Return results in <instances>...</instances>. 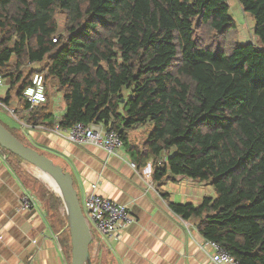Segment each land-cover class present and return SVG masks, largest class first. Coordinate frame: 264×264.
I'll return each instance as SVG.
<instances>
[{
  "label": "trees",
  "instance_id": "16d2710c",
  "mask_svg": "<svg viewBox=\"0 0 264 264\" xmlns=\"http://www.w3.org/2000/svg\"><path fill=\"white\" fill-rule=\"evenodd\" d=\"M237 1L262 47L238 41L228 0H0V102L15 126L0 122L26 145L18 124L116 130L138 167L150 162L164 198L161 186L177 176L212 186L197 205L169 201L174 214L238 264H264V0ZM33 63L40 69L25 75ZM37 71L45 88L57 81L58 120L47 89L37 107L24 96ZM147 122L144 141L129 142L127 129ZM43 197L70 257L63 201L46 189Z\"/></svg>",
  "mask_w": 264,
  "mask_h": 264
},
{
  "label": "crops",
  "instance_id": "0c3cea01",
  "mask_svg": "<svg viewBox=\"0 0 264 264\" xmlns=\"http://www.w3.org/2000/svg\"><path fill=\"white\" fill-rule=\"evenodd\" d=\"M4 81L2 79V84ZM7 89L6 84V90L2 92L6 93ZM47 94L50 112L58 120L65 113V105L59 98L61 94L59 91L57 94L47 91ZM11 126L15 125L11 122ZM19 127L17 132L31 146L53 161L57 160L54 162L72 175L81 204L85 196L94 191L127 205L134 218L108 239L101 238L90 222L92 239L86 264H216L208 255L212 252L209 242L192 223L186 221L190 225H184L168 205L169 201L197 205L205 195L214 196L209 183L177 176L161 186L168 194L164 198L154 183L153 187L147 186L146 171L150 162L144 167L136 164L132 168V158L126 146L121 154H108L96 145L75 144L38 127L25 124ZM127 137L129 142L145 139L133 135L132 130ZM25 163L0 148V264H71V250L70 257L63 252L57 226L53 224L43 197L45 189L52 191ZM37 175L58 193L48 174L38 169ZM93 184L96 185L94 190ZM23 191L38 200L34 207H20L19 198ZM95 245L97 251L94 256Z\"/></svg>",
  "mask_w": 264,
  "mask_h": 264
},
{
  "label": "built area",
  "instance_id": "2783aa9c",
  "mask_svg": "<svg viewBox=\"0 0 264 264\" xmlns=\"http://www.w3.org/2000/svg\"><path fill=\"white\" fill-rule=\"evenodd\" d=\"M52 40L56 41L57 37H54ZM0 84H2L1 77ZM45 90L43 74L37 71L32 76L31 84L24 90V96L29 102L30 108L37 107L39 104L47 101ZM0 105L4 106L1 102ZM8 109L11 113L14 112L12 108ZM30 127H38L42 130L54 132L75 144L96 145L104 149L108 154H121L123 149V141L119 133L114 129L104 128L97 123L85 124L79 122L70 129H62L58 125L52 129H46L42 126ZM130 166L135 168L136 164L130 161ZM146 177L147 186L153 187V182L150 180V168H147ZM95 187L96 185L93 184V190ZM37 203L38 200L26 191H23L20 195L19 204L21 208H32ZM81 205L87 221L93 223L101 238H111L119 229L130 224L134 220L127 205L117 203L107 197L98 195L94 191H91L85 196ZM182 222L187 227L190 225L184 220H182ZM208 242L212 248V252L208 255L216 264H238L221 245L213 241ZM96 251L97 246L95 245L92 252L94 256L96 255Z\"/></svg>",
  "mask_w": 264,
  "mask_h": 264
},
{
  "label": "water",
  "instance_id": "95a60500",
  "mask_svg": "<svg viewBox=\"0 0 264 264\" xmlns=\"http://www.w3.org/2000/svg\"><path fill=\"white\" fill-rule=\"evenodd\" d=\"M0 147L19 156L21 159L36 168L48 172L62 185L75 217L74 220H72L69 213H66L70 226L71 264H86L89 257V244L92 239V234L90 225L85 217L81 202L78 198L77 190L74 187L72 175L68 171H65L62 166L56 164L47 155L42 154L35 148L24 144L1 122ZM57 195L61 197L63 203L65 204L63 196L58 193Z\"/></svg>",
  "mask_w": 264,
  "mask_h": 264
},
{
  "label": "rangeland",
  "instance_id": "374dc122",
  "mask_svg": "<svg viewBox=\"0 0 264 264\" xmlns=\"http://www.w3.org/2000/svg\"><path fill=\"white\" fill-rule=\"evenodd\" d=\"M229 6H230V16L236 21L237 25H238V34H237V38L238 41L240 43H246L248 41H253L257 46L262 47V43L261 41L257 38V36L254 34V27H255V21L254 19L248 14L245 13L237 0H228ZM64 18H65V14L63 11H60L57 16H56V21H57V30L58 33H63L64 32ZM32 69L34 70H39L40 69V63H33L30 64L28 66H26L24 68V74L26 75L29 71H31ZM6 82L4 81V83L0 86V95L1 96H5V92H2V90H6ZM46 89L49 92H53L55 94L58 93V89H57V81L55 78H51L50 80L47 81L46 83ZM56 97V95H55ZM61 100V104L64 105V101L62 99V97H59ZM10 112V110L2 107L0 105V120L5 122L6 124L11 126V122L12 119L11 117L8 115V113ZM20 125L18 124V128ZM152 124L150 122H147L145 124L139 125L138 127L134 128V129H127V131L129 132V130H132V134L136 135L137 137H139L140 139L145 138L147 133L149 132V130L151 129ZM26 128V127H24ZM24 129L22 128V133L24 134ZM20 137H23L21 134H19ZM24 138V137H23ZM25 139V138H24ZM25 142L27 143V145L31 146L32 144L30 142H27L25 140ZM55 162H57V160L54 159ZM26 166L28 167V169L39 178V181L41 182V180L44 182V184L46 185V187L51 190L52 192H54L49 186L48 184L40 177L37 175L38 172V168H36L35 166L29 164V163H25ZM50 179H51V175H47ZM52 180V179H51ZM210 188V185H209ZM55 193V192H54ZM57 194V193H55ZM60 210L62 213L66 214L67 211L65 209L64 203L62 204V206L60 207ZM67 216V215H66ZM90 224V222H88ZM91 230V228H90Z\"/></svg>",
  "mask_w": 264,
  "mask_h": 264
},
{
  "label": "bare ground",
  "instance_id": "6f19581e",
  "mask_svg": "<svg viewBox=\"0 0 264 264\" xmlns=\"http://www.w3.org/2000/svg\"><path fill=\"white\" fill-rule=\"evenodd\" d=\"M19 123V122H18ZM40 170V169H39ZM42 171V170H41ZM43 172H45L46 174H49L48 172H46V171H43ZM49 175H51V174H49ZM51 179H52V182H53V185L55 186V188H56V190L58 191V193L59 194H61L62 196H63V198H64V201H65V204H64V206H65V209L67 210V212L69 213V215H70V218L72 219V220H74V214H73V211H72V208H71V206H70V204L68 203V200H67V198H66V195H65V192H64V189H63V187H62V185L59 183V181L55 178V177H53L52 175H51Z\"/></svg>",
  "mask_w": 264,
  "mask_h": 264
}]
</instances>
